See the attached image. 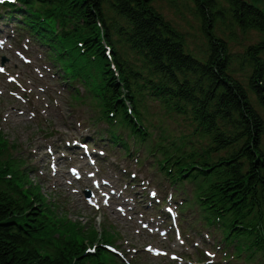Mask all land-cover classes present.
Returning a JSON list of instances; mask_svg holds the SVG:
<instances>
[{"label": "trees", "instance_id": "1", "mask_svg": "<svg viewBox=\"0 0 264 264\" xmlns=\"http://www.w3.org/2000/svg\"><path fill=\"white\" fill-rule=\"evenodd\" d=\"M20 1L25 27L51 45L106 117L113 112L142 140L153 138L144 125L153 104L188 124L192 137L178 145L158 139L164 163L201 177L206 211L264 252V12L246 0H191L206 38L194 53L153 0ZM217 23L257 36L234 52L212 31ZM5 145L0 136V264H98L83 240L45 223ZM254 212L263 217L258 228Z\"/></svg>", "mask_w": 264, "mask_h": 264}, {"label": "rangeland", "instance_id": "2", "mask_svg": "<svg viewBox=\"0 0 264 264\" xmlns=\"http://www.w3.org/2000/svg\"><path fill=\"white\" fill-rule=\"evenodd\" d=\"M246 1L264 12V0ZM153 6L183 33L189 50L197 53L205 48L206 38L202 31V24L191 0H153ZM2 31L5 32V36L11 37L0 38V133L10 146L15 145L14 149L12 146L10 149L14 162L18 159L17 162L21 161L29 168L25 170L27 178L41 185L44 194L50 199L52 197L50 193L53 192L51 189L60 191L61 197L58 203L62 206L67 205L68 209L70 207L69 218L72 220L80 217L81 223L86 224V228H95L99 232L106 227L122 234L124 237L122 236L118 245L121 250L131 248V245L121 248V244L130 239L132 245L143 247L145 244L150 246L152 243L157 249L158 246L163 247L168 255L174 254L173 252L184 254L185 246L176 244L175 239L172 245L167 246L165 237L143 234L138 221L140 217L141 220H145L146 217H157L161 214L157 208L164 206L167 202L157 203L153 198L164 200L170 196L175 200H171L168 204L176 205L179 210L177 223L179 227L183 226L184 221L195 216V211L182 207L180 202L190 200V194L169 185L154 170L151 157L145 156L142 161L144 155L139 154L138 158L142 164L135 165L134 158H121V151L118 148L109 147L108 143L99 140V135L95 133L100 127H105V124L98 122L93 125L98 116L95 103L87 99L80 102L81 100L77 99L75 103L69 105L68 102L71 100L61 93V90H54L52 82L45 76L41 68L42 58L47 60L45 63H51L55 61L54 55L46 53L40 56L41 49L35 43H31L27 36L21 35L22 33H13L15 26L11 23L3 24ZM212 31L218 37L224 38L234 52L255 41L257 36L254 31L241 33L236 28H227L219 23ZM2 58H5L3 64H1ZM55 69L57 71V68ZM242 74L237 73V77L241 78ZM80 88L81 86L78 85L77 89L80 90ZM148 114L150 122L155 125L153 133L156 137L162 130L174 140L182 136L190 137L192 130L185 121L162 112L157 105L153 104ZM71 142L77 144L80 149L84 142H87V146L82 151L84 159L79 161L80 163L71 158V150L67 152L66 146H69ZM47 147H51L54 158L58 160V167H56L59 172L70 173L65 188L46 183L34 171L36 162H45ZM132 157L137 156L133 154ZM50 164L53 166L54 162ZM81 166H87L90 170L84 173ZM100 183L106 184V190L103 193L105 203L110 204L114 199L127 202L126 205L138 213L134 220H128L126 216V222H124L126 225L122 226L119 220L105 208L106 206H101L97 210L89 207L83 192L86 189L91 190L92 185ZM76 189L80 191L77 192ZM51 202L53 203L52 200ZM127 227H130L132 231L128 229L129 232H127ZM196 229L197 232L192 236L185 239L182 237V239L184 244L185 241L187 244L191 243L190 250L194 251L193 253L200 250L203 260L200 264H225L221 257L222 250L217 245L220 234L211 228H202L201 224L200 228ZM180 230L182 231L181 227ZM184 231L187 235L190 234V229L184 228ZM182 233L185 234L183 231ZM206 236L209 238L206 239ZM172 237L176 238V235L172 234ZM116 241L117 239L109 232L106 233L104 240H101V244L107 249L102 251L106 263H108V250L117 248ZM207 251L209 257L204 253ZM124 254L133 264H185L174 260L175 258L170 259L168 255L153 257L144 251H140L138 255L134 249H129L128 252L124 250ZM117 257L122 261L119 255ZM180 258L187 263H198L196 255L188 260ZM128 261L125 260L126 264L129 263Z\"/></svg>", "mask_w": 264, "mask_h": 264}, {"label": "bare ground", "instance_id": "3", "mask_svg": "<svg viewBox=\"0 0 264 264\" xmlns=\"http://www.w3.org/2000/svg\"><path fill=\"white\" fill-rule=\"evenodd\" d=\"M41 163V164H40ZM36 162V166H35V169L39 172V173H41V174H43L47 179H45V181H52V182H54V183H56L58 186H63L64 184L62 183V179H67L68 178V174L66 175V176H60L59 175V173H58V175L56 176V179H52L51 178V171L46 167V166H44V164L42 163V162ZM99 192L100 191H98V190H96V194H99ZM122 209V207L121 206H118L116 209L115 208H110V210L113 212V213H115V214H117V212L118 211H120ZM119 222L121 223V224H123V219H121V220H119Z\"/></svg>", "mask_w": 264, "mask_h": 264}]
</instances>
